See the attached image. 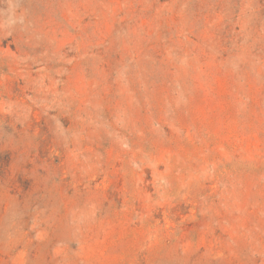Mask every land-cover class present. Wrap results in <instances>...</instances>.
Listing matches in <instances>:
<instances>
[{"label": "rangeland", "instance_id": "rangeland-1", "mask_svg": "<svg viewBox=\"0 0 264 264\" xmlns=\"http://www.w3.org/2000/svg\"><path fill=\"white\" fill-rule=\"evenodd\" d=\"M0 264H264V0H0Z\"/></svg>", "mask_w": 264, "mask_h": 264}]
</instances>
